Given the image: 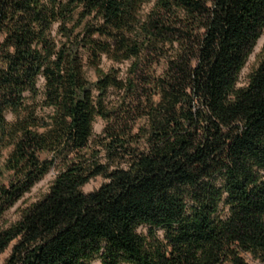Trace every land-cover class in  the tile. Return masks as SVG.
I'll return each mask as SVG.
<instances>
[{
    "label": "clouds",
    "instance_id": "1",
    "mask_svg": "<svg viewBox=\"0 0 264 264\" xmlns=\"http://www.w3.org/2000/svg\"><path fill=\"white\" fill-rule=\"evenodd\" d=\"M229 2L3 5L0 73L26 59L0 81V264L148 184V211L97 221L51 264H264V9L217 60Z\"/></svg>",
    "mask_w": 264,
    "mask_h": 264
},
{
    "label": "trees",
    "instance_id": "2",
    "mask_svg": "<svg viewBox=\"0 0 264 264\" xmlns=\"http://www.w3.org/2000/svg\"><path fill=\"white\" fill-rule=\"evenodd\" d=\"M195 2V0H193ZM11 3L12 7L20 8L25 6V0H0V16L3 15V5ZM264 9V0H230L225 6V15L221 16L216 22V26L212 31V37L218 41L220 45V51L217 53V60L223 59L224 54L227 51L230 44L239 39L248 25V20ZM55 29H53V33ZM212 49H208V54H211ZM26 59L23 53L18 54V57L12 61L9 67V72L0 73V81L8 82L12 79V73L16 71L17 65ZM217 61H214V66ZM44 80H37V86L43 88L45 85ZM261 115L264 116V110ZM154 185L148 184L146 186H137L136 191L128 193L127 196L131 197V201L128 204L121 205L120 208L112 207L107 210L106 216H88L82 219L79 224L73 227L69 224L68 230L65 234L53 236L49 242L47 249H42L36 254V259L31 261L30 264H51V258L55 257L61 251H69V245L80 237L82 233H93L96 227V222L100 221L107 224L113 222V220H119L123 218V214L129 211L140 209L141 211H148V207L144 206L143 196H147L152 190ZM151 197H149V200ZM132 201H135L134 203ZM51 215V213H49ZM71 219V217H69ZM64 264H69L65 261Z\"/></svg>",
    "mask_w": 264,
    "mask_h": 264
},
{
    "label": "rangeland",
    "instance_id": "3",
    "mask_svg": "<svg viewBox=\"0 0 264 264\" xmlns=\"http://www.w3.org/2000/svg\"><path fill=\"white\" fill-rule=\"evenodd\" d=\"M89 75L92 76V75H95V73L94 72H90ZM51 178H52V174L50 173L47 177H45L38 184H36L33 187V189H32L33 195H36L38 193H41L42 191H46L47 190L48 182L51 180Z\"/></svg>",
    "mask_w": 264,
    "mask_h": 264
}]
</instances>
